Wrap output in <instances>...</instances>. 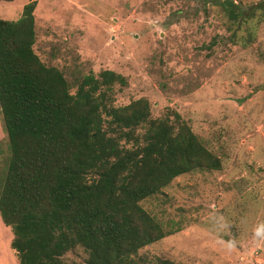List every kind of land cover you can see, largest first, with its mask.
<instances>
[{"label":"rangeland","instance_id":"rangeland-1","mask_svg":"<svg viewBox=\"0 0 264 264\" xmlns=\"http://www.w3.org/2000/svg\"><path fill=\"white\" fill-rule=\"evenodd\" d=\"M27 0H0V18ZM258 0H233L246 8ZM210 0H36L34 53L73 93L83 75L109 69L114 105L145 98L150 117L173 113L217 158L218 169L174 177L140 201L164 229L139 264H264V15L232 21ZM8 158L0 123V182ZM0 220V264H18ZM85 251L65 252L83 264Z\"/></svg>","mask_w":264,"mask_h":264},{"label":"trees","instance_id":"trees-1","mask_svg":"<svg viewBox=\"0 0 264 264\" xmlns=\"http://www.w3.org/2000/svg\"><path fill=\"white\" fill-rule=\"evenodd\" d=\"M210 1L232 21L264 15V0L246 8ZM35 5L27 0L17 19L0 18L8 150L0 220L10 228L9 246L18 264H66L62 255L77 246L83 264H139L141 247L178 230L164 229L140 201L178 175L218 169L219 161L176 113L150 117L142 97L114 105L112 87L125 78L112 70L83 75L69 92L62 72L32 49Z\"/></svg>","mask_w":264,"mask_h":264},{"label":"clouds","instance_id":"clouds-1","mask_svg":"<svg viewBox=\"0 0 264 264\" xmlns=\"http://www.w3.org/2000/svg\"><path fill=\"white\" fill-rule=\"evenodd\" d=\"M256 236L260 238H264V228L262 229H257L256 231Z\"/></svg>","mask_w":264,"mask_h":264},{"label":"crops","instance_id":"crops-1","mask_svg":"<svg viewBox=\"0 0 264 264\" xmlns=\"http://www.w3.org/2000/svg\"><path fill=\"white\" fill-rule=\"evenodd\" d=\"M11 1H12V0H11ZM17 18H18V15H17V16H15V17H14V19H11V20H15V19H17ZM8 20H9V19H8Z\"/></svg>","mask_w":264,"mask_h":264}]
</instances>
